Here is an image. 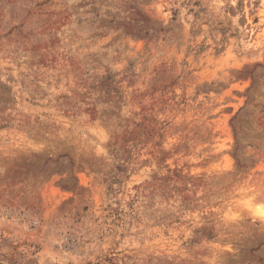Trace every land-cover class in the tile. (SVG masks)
Listing matches in <instances>:
<instances>
[{"label": "rangeland", "instance_id": "374dc122", "mask_svg": "<svg viewBox=\"0 0 264 264\" xmlns=\"http://www.w3.org/2000/svg\"><path fill=\"white\" fill-rule=\"evenodd\" d=\"M264 0H0V264H264Z\"/></svg>", "mask_w": 264, "mask_h": 264}, {"label": "snow or ice", "instance_id": "6c2138e0", "mask_svg": "<svg viewBox=\"0 0 264 264\" xmlns=\"http://www.w3.org/2000/svg\"><path fill=\"white\" fill-rule=\"evenodd\" d=\"M261 214L264 215V211H262Z\"/></svg>", "mask_w": 264, "mask_h": 264}]
</instances>
